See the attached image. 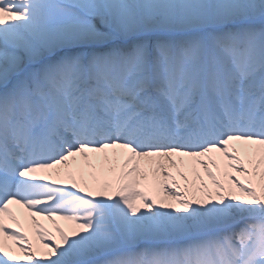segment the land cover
<instances>
[{
  "label": "snow or ice",
  "instance_id": "1",
  "mask_svg": "<svg viewBox=\"0 0 264 264\" xmlns=\"http://www.w3.org/2000/svg\"><path fill=\"white\" fill-rule=\"evenodd\" d=\"M0 264H264V0H0Z\"/></svg>",
  "mask_w": 264,
  "mask_h": 264
},
{
  "label": "bare ground",
  "instance_id": "2",
  "mask_svg": "<svg viewBox=\"0 0 264 264\" xmlns=\"http://www.w3.org/2000/svg\"><path fill=\"white\" fill-rule=\"evenodd\" d=\"M45 223H47V222H45ZM63 223V222H62Z\"/></svg>",
  "mask_w": 264,
  "mask_h": 264
}]
</instances>
